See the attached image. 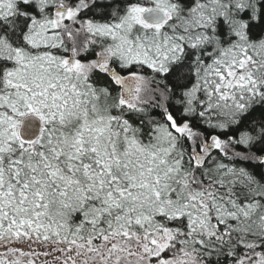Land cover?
Wrapping results in <instances>:
<instances>
[{
	"label": "snow or ice",
	"instance_id": "1",
	"mask_svg": "<svg viewBox=\"0 0 264 264\" xmlns=\"http://www.w3.org/2000/svg\"><path fill=\"white\" fill-rule=\"evenodd\" d=\"M0 264H264V0H0Z\"/></svg>",
	"mask_w": 264,
	"mask_h": 264
}]
</instances>
